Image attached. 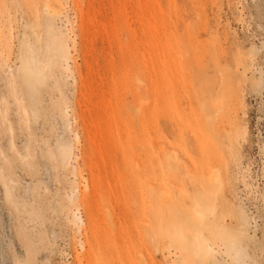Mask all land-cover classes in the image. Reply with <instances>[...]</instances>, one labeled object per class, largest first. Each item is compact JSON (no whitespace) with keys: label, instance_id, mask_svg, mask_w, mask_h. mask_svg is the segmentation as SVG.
<instances>
[{"label":"rangeland","instance_id":"obj_1","mask_svg":"<svg viewBox=\"0 0 264 264\" xmlns=\"http://www.w3.org/2000/svg\"><path fill=\"white\" fill-rule=\"evenodd\" d=\"M0 264H264V0H0Z\"/></svg>","mask_w":264,"mask_h":264},{"label":"bare ground","instance_id":"obj_2","mask_svg":"<svg viewBox=\"0 0 264 264\" xmlns=\"http://www.w3.org/2000/svg\"><path fill=\"white\" fill-rule=\"evenodd\" d=\"M20 69L25 79L29 82L31 81L34 84L35 88L38 89V85L40 83L45 82V76L42 72V69L32 68V62L28 57L24 56L22 58V64Z\"/></svg>","mask_w":264,"mask_h":264}]
</instances>
